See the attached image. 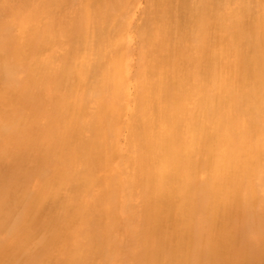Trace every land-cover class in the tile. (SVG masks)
Instances as JSON below:
<instances>
[{"label":"bare ground","instance_id":"1","mask_svg":"<svg viewBox=\"0 0 264 264\" xmlns=\"http://www.w3.org/2000/svg\"><path fill=\"white\" fill-rule=\"evenodd\" d=\"M12 1L0 264H264V0H148L137 20L136 0H117L137 27L127 65L110 59L112 25L88 26L94 1L76 0V31L97 39L62 64L78 92L54 100L13 59L47 0Z\"/></svg>","mask_w":264,"mask_h":264},{"label":"rangeland","instance_id":"2","mask_svg":"<svg viewBox=\"0 0 264 264\" xmlns=\"http://www.w3.org/2000/svg\"><path fill=\"white\" fill-rule=\"evenodd\" d=\"M10 1L11 2L7 3L8 6L13 4V1ZM75 1L76 0H47L42 6L40 4L39 10H35L32 13L33 17L26 26L15 31V40L19 45L18 51L13 54V59L21 66H23V64L25 65V63L29 64L30 81L39 84L44 83L48 86V100L56 99V95L60 92H63L67 97L72 94L71 92H78L70 91L72 88L71 83L74 81V78L69 76L68 71H65L66 68L64 67L66 65L69 66L71 63L74 65L79 64L86 52L89 51L90 46L97 39V37H91L90 34H81L76 31L75 23L77 21V15L75 13ZM93 1L97 10L92 11V16L90 19H87V24L92 31L99 30L102 33H105V31H107L105 29H109L107 27L112 25L110 34L113 36V43L111 44L112 50L110 51V59H117L116 62L119 64L122 63L123 65L131 63V58L135 61L136 57H132L133 55L129 56L127 55L128 53L123 54L122 47L124 48L129 44H136L138 40L136 23L134 21L127 23V21H125L126 18L123 19V13H127V11H125L124 7L121 8L122 6L119 1ZM78 2H81V0ZM135 2V7H133L130 12L131 15H133L132 20H137L140 16L143 17V9H145L148 0H136ZM84 3L87 4L86 1H84ZM12 20L13 17H10L9 14H2L0 16V32L1 28L9 24ZM105 43L107 42L105 41L102 44ZM190 51L189 46L185 47L183 52L184 55L181 56L183 60H190ZM1 57L2 53H0V58ZM46 60L51 63V66L45 63ZM40 66H42L41 70ZM128 66H131V64ZM59 67H61V74L53 77V69ZM125 71L127 73L131 72L130 70ZM102 76L100 78L102 79L100 82L101 85L99 84V86L103 90L104 76ZM42 87L44 88V86ZM76 89H78V87ZM29 108L28 112L29 110L30 113L34 112L31 107ZM8 115L9 114H5V116ZM48 142L49 140L47 143ZM59 151H61V149ZM40 228L41 227H37L38 230H40ZM43 235L45 234L42 232H36L31 242L33 244L38 242ZM18 258L19 261H21L25 259V256L21 253Z\"/></svg>","mask_w":264,"mask_h":264}]
</instances>
